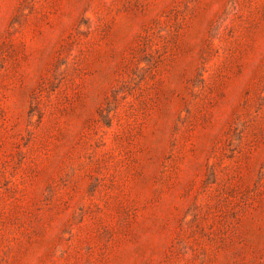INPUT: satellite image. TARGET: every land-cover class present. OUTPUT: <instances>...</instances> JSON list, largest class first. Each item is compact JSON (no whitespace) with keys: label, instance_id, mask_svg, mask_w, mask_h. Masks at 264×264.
Listing matches in <instances>:
<instances>
[{"label":"rangeland","instance_id":"1","mask_svg":"<svg viewBox=\"0 0 264 264\" xmlns=\"http://www.w3.org/2000/svg\"><path fill=\"white\" fill-rule=\"evenodd\" d=\"M0 264H264V0H0Z\"/></svg>","mask_w":264,"mask_h":264}]
</instances>
